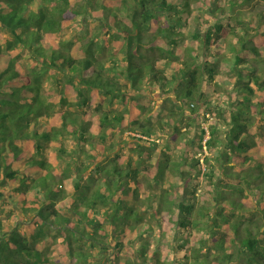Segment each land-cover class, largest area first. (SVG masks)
Masks as SVG:
<instances>
[{"label": "trees", "instance_id": "1", "mask_svg": "<svg viewBox=\"0 0 264 264\" xmlns=\"http://www.w3.org/2000/svg\"><path fill=\"white\" fill-rule=\"evenodd\" d=\"M263 153L264 0H0V264H264Z\"/></svg>", "mask_w": 264, "mask_h": 264}, {"label": "rangeland", "instance_id": "2", "mask_svg": "<svg viewBox=\"0 0 264 264\" xmlns=\"http://www.w3.org/2000/svg\"><path fill=\"white\" fill-rule=\"evenodd\" d=\"M87 26L90 24L92 27H93V24L92 23H90L89 21H88V19H87V21H85L84 22ZM77 22H74L73 23V25L75 26L74 28H71L70 29V31L68 32V33H76L77 31H76V29L78 28L77 27ZM72 27V26H71ZM193 27V24L191 25L190 24V29ZM160 66V65H159ZM219 78V77H218ZM47 83H45L44 84V89L47 87V85H46ZM141 102H143L145 105H147V106H149V107H157V106H159V105H161L162 103H163V101H162V97L160 96V94L158 93V92H156V91H150V90H148L147 91V94H145V95H143L142 97H141ZM167 105H171L170 103H168ZM201 111H203V110H201ZM206 116H208V114L206 115ZM200 120H202V124L201 125H203V127H205V126H207L206 124V122H205V120H203L202 118H200ZM193 134H194V130H188V132L183 128L182 129V132L180 133V137L181 138H183V139H185V138H187V136H189V137H191V136H193ZM119 135L120 136H117L118 137V139L119 140H124V139H127L128 137L127 136H142L141 134H139V133H134V132H132V131H130V130H125V132L124 133H119ZM169 137H170V129L168 128V131L167 132H162V131H160V133H159V136H157L156 138H155V142H156V145H155V148L154 147H152V152H153V158H155L156 159V157L158 156V153H159V151H158V149L159 148H161V147H164V146H166V145H168V139H169ZM113 138H115L116 139V136L115 137H113ZM208 138V134L206 133V135H205V139H207ZM129 140H130V138H128ZM109 140H111V139H109ZM126 149H130V145L129 144H126ZM170 150L173 152V153H177V152H179L178 150H177V148L176 147H172V148H170ZM203 154H209V155H211V154H213V151H209L208 153H205V152H203ZM264 154V153H263ZM200 155V153H198L197 154V156H199ZM200 158H203V155L201 154V156H200ZM170 174H166V176H165V180L166 181H170ZM145 191L146 192H153V191H156V189H155V187L154 188H152V189H150V188H148V187H146L145 188ZM198 193L199 194H201V191H198ZM249 206L250 207H253V204L252 203H250L249 204ZM150 220V219H149ZM168 238H170L171 239V235H169L168 236Z\"/></svg>", "mask_w": 264, "mask_h": 264}]
</instances>
